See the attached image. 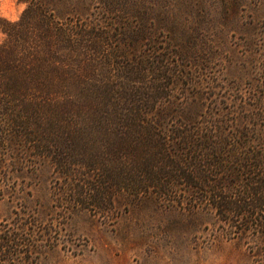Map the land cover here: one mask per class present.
<instances>
[{
  "label": "rangeland",
  "instance_id": "374dc122",
  "mask_svg": "<svg viewBox=\"0 0 264 264\" xmlns=\"http://www.w3.org/2000/svg\"><path fill=\"white\" fill-rule=\"evenodd\" d=\"M0 60L37 76L0 95V264H264V196L209 195L264 175V0H0Z\"/></svg>",
  "mask_w": 264,
  "mask_h": 264
},
{
  "label": "trees",
  "instance_id": "16d2710c",
  "mask_svg": "<svg viewBox=\"0 0 264 264\" xmlns=\"http://www.w3.org/2000/svg\"><path fill=\"white\" fill-rule=\"evenodd\" d=\"M28 10V7L25 8V11H23L20 19L16 22H12V26H15L18 24L20 20H22L23 15ZM3 60H0V95L2 97H9V91L19 89L22 87L24 88L28 83L29 80L33 83L37 76L31 73L32 69L27 70V76L24 77L19 73V70L16 66V64L11 60H5L3 63H1ZM58 68V67H57ZM60 69V68H59ZM57 74L61 76V72L57 71ZM29 77V80L27 79ZM6 80V81H5ZM64 81H68L65 78ZM5 81V82H4ZM46 77L38 78V84L40 87L48 86L50 87V92L57 93L58 89L65 87L62 83V79H53L51 78V82L48 83V85L45 83ZM48 104V103H47ZM5 104L0 103V109ZM42 106H45L44 104ZM29 106H22L20 110H17L18 113H16V123L17 126H27V123L31 117H35L37 114V111L33 109L31 112H28ZM7 119V118H6ZM6 126H10L11 120H7ZM0 138H5L6 135H10V130L5 131V125H0ZM10 128V127H9ZM3 131V132H2ZM219 133H222L221 131ZM12 134V133H11ZM220 135V134H219ZM239 136H241L239 134ZM213 137L217 138L213 135ZM212 142V140H211ZM214 145H221L225 144L224 139H219L217 141H213ZM199 161V160H198ZM220 161H217V163H210V167H216L219 166ZM196 165V164H195ZM193 165L194 169L197 167ZM220 167V166H219ZM192 175V170H191ZM67 175V174H66ZM189 175V174H187ZM231 176H226L224 178V182L222 185L219 184V182L215 181L211 189H209V195L212 198L211 202V208L217 213L219 218L227 225L231 227H237V223L246 225H249L252 223V218H250V214H253L258 209V204H260L263 200L264 196V175H262V178H259V180L255 181H249V184H246V187L243 188V191L241 192V195L239 198H233L230 199L227 196L223 195L221 190L227 189L230 190L234 187V185H239L241 180L236 179L232 180L230 178ZM222 183V182H221ZM226 183V184H225ZM211 193H214L211 195ZM234 218V219H233ZM255 223V222H254ZM245 227H243L244 229ZM255 229H257L264 238V223L262 222H256L255 223Z\"/></svg>",
  "mask_w": 264,
  "mask_h": 264
}]
</instances>
